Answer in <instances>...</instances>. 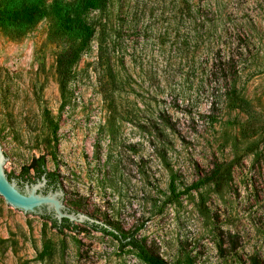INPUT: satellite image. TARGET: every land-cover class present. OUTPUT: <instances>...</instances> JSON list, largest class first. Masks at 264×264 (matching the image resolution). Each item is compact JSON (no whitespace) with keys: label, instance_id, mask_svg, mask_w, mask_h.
Returning a JSON list of instances; mask_svg holds the SVG:
<instances>
[{"label":"rangeland","instance_id":"rangeland-1","mask_svg":"<svg viewBox=\"0 0 264 264\" xmlns=\"http://www.w3.org/2000/svg\"><path fill=\"white\" fill-rule=\"evenodd\" d=\"M83 17L94 34L64 96L56 58L70 35L55 14L0 23L2 150L23 168L43 155L64 203L109 229L139 227L169 264H264V0H107ZM232 77L252 118L226 101ZM234 158L230 190L206 184L168 202L170 168L183 191ZM88 223L60 230L0 195V264H148Z\"/></svg>","mask_w":264,"mask_h":264},{"label":"trees","instance_id":"trees-1","mask_svg":"<svg viewBox=\"0 0 264 264\" xmlns=\"http://www.w3.org/2000/svg\"><path fill=\"white\" fill-rule=\"evenodd\" d=\"M42 1L44 0H38L19 7H10L8 0H1L0 23L4 26L24 27L36 23L42 16L49 12L55 14L62 29L70 35L66 45L58 52L56 58L57 79L60 84L62 96H64L70 80L72 68L78 61L81 53L86 48L89 40L94 34V28L84 19L83 15L91 9L102 8L107 0H80L75 7H68L66 4L63 5L62 0H54L50 6L43 4ZM99 50L101 56L107 61H110L109 48L105 43H100ZM227 86L225 94L228 104L232 107L243 109L246 113H248L249 117L252 118L254 116L253 109L250 107L249 100L240 94L236 77H232V80ZM241 134L244 137H250L251 135L254 136L258 133L257 130H255L252 131L250 135V133L242 128ZM258 148L259 146L254 142L251 143L250 151L254 152L255 156H259ZM237 163L238 161L236 158L226 161H216L210 172L203 179L191 184L183 191H177L175 185V172L172 168H170L171 194L167 199L168 202L177 201L182 194L187 193L190 190H199L206 184H210L215 193L219 195L224 194L231 188V183L234 179V170ZM31 168H35V179H32L28 175ZM44 173L48 179L49 186L51 185L54 188L61 186L59 175L55 171H49L47 169L46 159L43 155L35 157L30 165L24 166L21 174L14 175L13 173H9L8 175L10 178H16L20 183H24L26 181L32 182L37 178H41ZM198 208L202 215L208 216L210 214L207 199L201 193ZM42 216L49 218L53 222V225L60 230L64 227H70L73 225V222H70L67 218H64L61 223H58V221L50 214H43ZM88 224L103 233L113 236L119 240L123 246H132L137 250L139 257L148 264H169L163 258L151 252L145 243L136 235L139 227L131 233H124L117 228L109 229L105 225H99L96 223ZM176 264L193 263L187 259H179Z\"/></svg>","mask_w":264,"mask_h":264},{"label":"water","instance_id":"water-1","mask_svg":"<svg viewBox=\"0 0 264 264\" xmlns=\"http://www.w3.org/2000/svg\"><path fill=\"white\" fill-rule=\"evenodd\" d=\"M22 171L23 167L5 153L0 145V195L11 205L26 212L38 213L41 216L43 214H50L58 223L67 218L70 222L87 221L89 223L105 225L85 213L73 210L64 203L61 199L63 191L60 186L57 188L53 186L47 188L48 179L45 173L41 178L24 183H20L16 178H10L8 175L9 173L19 175ZM28 175L32 179H35L30 173Z\"/></svg>","mask_w":264,"mask_h":264},{"label":"flooded vegetation","instance_id":"flooded-vegetation-1","mask_svg":"<svg viewBox=\"0 0 264 264\" xmlns=\"http://www.w3.org/2000/svg\"><path fill=\"white\" fill-rule=\"evenodd\" d=\"M51 186V185H50ZM49 185H48V187H50Z\"/></svg>","mask_w":264,"mask_h":264}]
</instances>
